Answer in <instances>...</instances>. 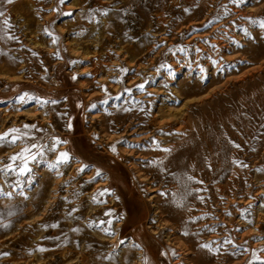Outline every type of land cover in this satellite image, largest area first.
Returning <instances> with one entry per match:
<instances>
[{
    "label": "rangeland",
    "instance_id": "1",
    "mask_svg": "<svg viewBox=\"0 0 264 264\" xmlns=\"http://www.w3.org/2000/svg\"><path fill=\"white\" fill-rule=\"evenodd\" d=\"M0 13V135L27 133L0 142V169L13 164L0 171V264H78L80 235L109 241L90 262L121 264L144 251L138 228L149 264L198 252L203 264H264V0H0ZM31 145L21 174L9 158ZM87 155L121 179L97 197L108 176ZM191 190L200 205L171 220V199ZM80 200L107 231L75 215Z\"/></svg>",
    "mask_w": 264,
    "mask_h": 264
},
{
    "label": "bare ground",
    "instance_id": "2",
    "mask_svg": "<svg viewBox=\"0 0 264 264\" xmlns=\"http://www.w3.org/2000/svg\"><path fill=\"white\" fill-rule=\"evenodd\" d=\"M132 117L129 116V117H126V119L123 121V122H119V123H116V124H119V128H117L115 125V129L120 131L122 130V127L126 124V123H129V125H132V123L130 122V119ZM153 124V128H157L156 131L159 132V133H165L169 130V126H165L164 128L167 130V131H163L161 132V130L159 129V127H161V125L159 124H155V121H152ZM106 127H108L109 129L113 130L114 127L107 124ZM141 130H143V128H141ZM136 133V132H135ZM157 134V133H155ZM91 155V154H90ZM92 157V156H91ZM91 157H89V155L85 156L83 159L84 161H89V160H92V162L94 163L95 165V169L96 171L98 170H103L107 176H108V183L103 185L105 186L104 189L100 190L99 193L95 196H99L101 195L104 191L107 190V187L109 186V183L111 181H115L116 183H119L121 181L120 179V176L117 175V171L115 168L111 167V165H109L107 163V159L105 158L104 155H101L99 156L97 159H91ZM111 157V155H110ZM116 161H118L119 163H123V158L122 156L118 155L116 158ZM72 176H75V172L72 173ZM183 176V173L182 172H178L176 174H173L172 176H169V178H167L165 180V182L167 183H172L174 182L175 180H178L179 178L181 179V177ZM76 180V179H74ZM71 182L70 179L68 180H60V181H56V183H54V185L50 184V186L52 187V191H54L55 193H58L59 191H61L64 187H66L69 183ZM49 186V188H50ZM188 186V184L186 185H183V187L186 189ZM76 190L80 191L82 190V188L80 187V185H75L74 186ZM128 189H130V187H128ZM65 191H67L65 189ZM151 192H154V190H152ZM91 194H94V193H91ZM176 194V193H175ZM93 199V196H91V200L92 201ZM182 197L175 195L173 197V199H171V201H174L175 203H177V206L174 208V210L172 212L169 213L168 217L175 221V222H178V220L183 217L182 214L185 213V208L188 206V205H191L192 206V209H195L197 208L199 205H200V202L197 200L196 198V190H191L189 191V193H187V197L184 198V200H182ZM77 207V212H76V216L78 217H84V216H87L85 218V222H84V225L89 227V228H96V227H103L102 229L105 231V229L107 230V228L109 227V223H107L106 220H99V221H96L95 219L97 218V214L96 212H90L89 214H85L83 208H82V201H78L77 204L75 205ZM116 204L115 202H113V205L112 207H115ZM172 208V207H170ZM149 210H147L148 212ZM164 211H156L154 213L155 216H158V215H164L163 214ZM122 224H119L117 226L118 230L116 232V236L118 238H120V228H121ZM131 242H137V244L139 246H141L143 248V252H140V251H136L137 253L133 252V251H130V253L128 254L126 260H122L121 264H127L128 262H132V264H149V257H150V254L147 252V250L145 249V246H144V238H143V232H142V229L141 228H138V229H134L131 233ZM74 241V240H73ZM75 241H78V244H83V247L80 249V251L76 252V256H77V263L78 264H100V262H95L93 261L94 259L92 258V262H90L88 259H89V252L92 251V250H95L94 254L96 255L97 258H101V256L104 254L105 252V249L107 248L105 245H108L109 241H107L106 239H102V238H94L93 236H87L84 237L83 235H80L78 239H75ZM73 242V244H71V241L69 242V240L67 238L63 239V244L65 246H68V245H75V249H77L76 247V244L77 242ZM119 246L118 244V239H116L114 242H113V250H117V247ZM178 252H179V255H183V256H189L190 252L189 250L186 248V247H178ZM217 254V253H215ZM74 255L73 251L71 249H68L66 248L63 253L61 254L62 256V259L63 261H68L72 256ZM136 257H139L138 259L135 260ZM109 259L111 260H114V257L109 255L108 257ZM174 264H181V262H175ZM184 264H203V262L201 261V257H200V253L198 252L197 255H195L190 261H188V259L186 260V262L184 261Z\"/></svg>",
    "mask_w": 264,
    "mask_h": 264
},
{
    "label": "snow or ice",
    "instance_id": "3",
    "mask_svg": "<svg viewBox=\"0 0 264 264\" xmlns=\"http://www.w3.org/2000/svg\"><path fill=\"white\" fill-rule=\"evenodd\" d=\"M9 3L12 2V0H8ZM61 3H64L65 0H60ZM232 2H237V0H232ZM106 14V13H105ZM3 13H0V16H2ZM3 23L5 25L8 24L7 20H4ZM253 23H256L255 21H253ZM260 27L264 28V21H260L259 22ZM49 35H51V33H48ZM53 43H55V39H53ZM21 100H23V97L21 98ZM25 129H28L30 127H35V125L29 126V125H25L24 126ZM15 134V135H14ZM21 135H27V133H21L20 129H9V131L7 133H4L3 135H0V142H4L5 140H8L9 137H11V139L8 141L12 144H15L16 141L18 139L21 138ZM64 141H60L59 138H57L56 143H63ZM235 147H239V145H234ZM37 147L36 145H31L29 147L24 148L19 154L14 155L12 157H10L9 159L13 162L20 160L23 162V166L20 167L19 171L21 174H26L27 172L30 171V169L27 167L28 164V160L29 159H35V156L32 155L31 149ZM114 150V149H113ZM164 151H169L168 149H164ZM70 159L69 154L68 153H60L58 160H57V164L59 163H66L68 162V160ZM246 166V165H245ZM13 170V164L9 163L5 169H0V171H11ZM81 171H83V169H80ZM100 173L98 172L97 175H99ZM191 179V178H189ZM10 195V194H9ZM105 231H107L105 229Z\"/></svg>",
    "mask_w": 264,
    "mask_h": 264
}]
</instances>
